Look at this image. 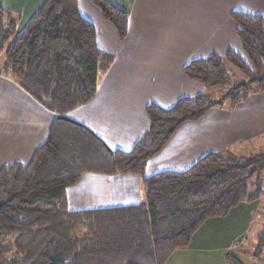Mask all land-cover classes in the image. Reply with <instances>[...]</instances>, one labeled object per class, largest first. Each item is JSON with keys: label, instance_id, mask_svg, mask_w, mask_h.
I'll list each match as a JSON object with an SVG mask.
<instances>
[{"label": "trees", "instance_id": "1", "mask_svg": "<svg viewBox=\"0 0 264 264\" xmlns=\"http://www.w3.org/2000/svg\"><path fill=\"white\" fill-rule=\"evenodd\" d=\"M125 40L129 12L111 0H90ZM232 17L245 60L229 49L192 60L185 76L204 87L234 84V108L264 92V16L235 11ZM21 17L0 0V74L14 80L57 116L49 136L28 162L0 167V247L2 264H167L186 248L206 220L226 216L245 201L259 199L251 191L262 157L238 158L211 152L185 171L147 176L149 161L178 128L198 121L228 95L180 97L171 107L151 102L148 127L129 150L111 148L97 133L68 114L96 95L99 76L115 55L98 45L95 25L84 17L78 0H46L18 31ZM230 63L248 79L236 83ZM85 173L132 174L142 178L145 201L137 205L73 211L68 189ZM255 254L264 253V230ZM16 256L8 258L7 253ZM230 264H242L232 255Z\"/></svg>", "mask_w": 264, "mask_h": 264}, {"label": "crops", "instance_id": "2", "mask_svg": "<svg viewBox=\"0 0 264 264\" xmlns=\"http://www.w3.org/2000/svg\"><path fill=\"white\" fill-rule=\"evenodd\" d=\"M45 1L3 0V4L21 17L17 28L22 32ZM111 1L129 12L125 40L90 0H78L82 15L95 25L99 47L115 59L100 74L95 97L68 116L91 128L111 148L122 150L131 149L147 129L146 108L151 102L171 107L180 97L205 93L207 87L183 72L192 60L225 55L229 49L247 58L233 12L264 16V0ZM3 62L0 57V65ZM56 116L0 74V167L31 160L48 138ZM261 135L264 92L251 95L233 110L215 107L202 119L182 124L149 161L146 175L185 171L211 152L238 156L237 146L241 150ZM67 195L73 211L137 205L146 198L142 178L132 174L85 173ZM241 204L226 216L206 220L167 264H228V255L237 258L233 253L246 231L231 233L228 221L245 206ZM256 247L254 243L246 253L257 259Z\"/></svg>", "mask_w": 264, "mask_h": 264}, {"label": "rangeland", "instance_id": "3", "mask_svg": "<svg viewBox=\"0 0 264 264\" xmlns=\"http://www.w3.org/2000/svg\"><path fill=\"white\" fill-rule=\"evenodd\" d=\"M127 1V0H125ZM0 57H4V54H1ZM248 61L247 58H244ZM227 69L229 73L233 76L234 81L236 83H246L248 79L244 77L237 68H235L230 63H226ZM205 91V96H210L213 98H219L223 95H228V99L225 101L224 106L225 109L233 110L230 108V101L236 94V90H234V84H227L222 86H212L207 87ZM236 107V106H235ZM237 154H239L238 158H257L258 156L262 157V161L259 163V172L254 176L251 182V191H255L258 189L257 182L261 181V188L263 192L258 200L253 201H245L242 202L241 205H245L243 208L241 207L239 212L234 214V216L228 221V227L231 228V233L238 230L239 233H243L246 231L243 236L242 241H240L239 246L235 253V256L239 258L243 264H264V255L261 257V254L257 256V259L252 255H248L246 253L247 249H250L254 243L258 244V236L264 230V137L259 136L256 139L252 140L251 143H246L241 150H238L240 146H237ZM227 157H232L231 154H225ZM229 232V233H230ZM230 233V234H231ZM15 238L1 241L0 247L3 244L13 243ZM245 251V253H244ZM244 254V255H243ZM8 258H13L16 256V252L12 251L6 254ZM227 259V258H226ZM228 263V261H227ZM2 264V263H0ZM230 264V263H228Z\"/></svg>", "mask_w": 264, "mask_h": 264}]
</instances>
